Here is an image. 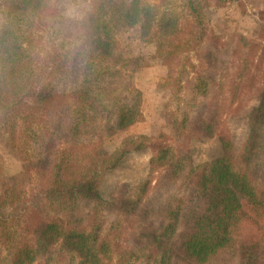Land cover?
I'll return each mask as SVG.
<instances>
[{"label": "trees", "instance_id": "16d2710c", "mask_svg": "<svg viewBox=\"0 0 264 264\" xmlns=\"http://www.w3.org/2000/svg\"><path fill=\"white\" fill-rule=\"evenodd\" d=\"M50 1L0 0V136L23 154L22 171L0 173V264H264V66L247 86L251 103L239 112L227 105L241 129L229 131L218 119L217 95L215 107L202 102L176 126L177 136L217 134L220 157L194 164L187 149L157 143L144 180L125 183L117 195L101 188L134 143L108 154L103 139L140 115V92L124 75L137 59L121 58L116 33L137 27L173 65L187 41L183 19L196 24L201 40L202 9L219 0H185L183 16L170 0H92L86 44L73 50L60 38L70 28L64 16L44 14ZM217 54L206 53L208 67ZM206 78L197 86L204 96ZM33 172L37 183L28 189ZM77 199L88 219L82 229L74 226ZM243 206L256 214L259 237L231 234ZM103 212L110 240L101 238ZM130 219L129 236H121Z\"/></svg>", "mask_w": 264, "mask_h": 264}, {"label": "rangeland", "instance_id": "374dc122", "mask_svg": "<svg viewBox=\"0 0 264 264\" xmlns=\"http://www.w3.org/2000/svg\"><path fill=\"white\" fill-rule=\"evenodd\" d=\"M148 4H158L161 0H142ZM171 4L183 16L181 7L185 0H170ZM92 0H51L44 14L60 12L64 16L65 28L60 38L66 42L64 50L84 47L86 37L83 29L92 9ZM183 23L187 28V41L178 54L173 57L175 64H167L162 57V47L156 42H147L140 38L137 27L124 29L116 33L117 52L122 59L136 64H127L125 77L133 88L140 92V115L138 119L126 127L107 135L102 141L104 150L110 154L121 149L124 143L132 141L127 146L128 152L120 166L107 174L101 188L104 196L110 192L117 195L123 185H135L147 177L150 158L156 154L155 144L164 143L175 150L186 149L190 152L194 164H201L222 155V148L217 134L210 137H199L195 132L190 137L177 136L176 126L185 115L194 118L201 109L202 102L212 106L211 97L217 95V117L223 126L232 131L241 129L235 119H230L228 106L241 111L251 103L254 94L247 86L252 82L257 84L258 75L262 74L264 66V0H219L202 9V21L205 28L202 31L192 21ZM184 34L179 35L180 37ZM46 39V38H45ZM260 44V46L258 45ZM217 53L218 61L212 67L207 65L206 53ZM240 77L242 86L237 90L235 85ZM213 75V79L209 78ZM207 77V96L197 91L200 79ZM261 84H259V87ZM252 87V86H251ZM256 88H254L255 90ZM232 91L238 94L233 96ZM221 106V107H220ZM212 107H215L214 105ZM225 110V111H224ZM239 124V125H238ZM10 139L0 136V173L7 175L18 174L22 171L23 154L11 150ZM158 173L154 172L152 184ZM30 189L37 183V174L31 175ZM260 187L264 189V179ZM77 215L75 228L82 229L88 224L84 212L83 200L77 199ZM236 212L230 226L231 234L236 237L250 239L259 237L260 230L255 223L257 216L246 206ZM234 218V217H233ZM102 239L110 240V216L103 212ZM134 219L125 222L121 227V236L130 234L128 225H134ZM233 221H236L234 223ZM113 236V233L111 234Z\"/></svg>", "mask_w": 264, "mask_h": 264}]
</instances>
